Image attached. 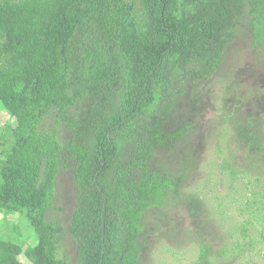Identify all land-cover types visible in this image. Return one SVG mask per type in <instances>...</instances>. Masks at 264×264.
<instances>
[{
  "label": "trees",
  "instance_id": "obj_1",
  "mask_svg": "<svg viewBox=\"0 0 264 264\" xmlns=\"http://www.w3.org/2000/svg\"><path fill=\"white\" fill-rule=\"evenodd\" d=\"M245 15L250 46L264 60V0L0 1V105L14 121L0 160V212L25 217L37 238L23 254L1 243L0 264H65L56 254L63 229L46 220L64 153L75 163L68 231L80 264H139L144 215L172 190L146 165L183 128L165 132L152 115L126 165L118 137L152 111L169 75L212 74ZM116 88L119 106L106 115L103 99ZM85 98L97 101L76 120L71 110ZM49 112L73 132L66 145L39 130ZM206 255L202 247L200 260Z\"/></svg>",
  "mask_w": 264,
  "mask_h": 264
},
{
  "label": "rangeland",
  "instance_id": "obj_2",
  "mask_svg": "<svg viewBox=\"0 0 264 264\" xmlns=\"http://www.w3.org/2000/svg\"><path fill=\"white\" fill-rule=\"evenodd\" d=\"M232 33L212 74L200 77L187 70L169 75L152 111L118 137L120 164L126 165L136 158L135 137L152 115L163 119L165 132L183 128L180 139L154 150L146 165L150 173L169 180L172 190L144 215L139 264H264V60L250 46L247 15ZM121 95L116 88L103 99L106 115L117 109ZM96 101H80L71 110L74 119L92 112ZM9 125L14 121L0 105V160L11 144ZM39 130L55 132L63 145L73 135L55 112L44 117ZM74 168L62 154L46 218L63 229L56 254L65 264H80L68 231L77 200ZM131 172L142 177L137 168ZM1 243L17 246L23 254L37 238L25 217L0 212ZM202 247L207 250L204 260Z\"/></svg>",
  "mask_w": 264,
  "mask_h": 264
}]
</instances>
